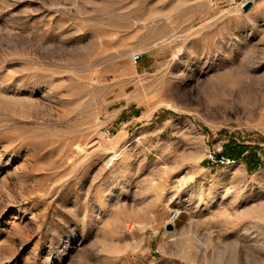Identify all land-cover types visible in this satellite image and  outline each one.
Here are the masks:
<instances>
[{
	"label": "rangeland",
	"instance_id": "rangeland-1",
	"mask_svg": "<svg viewBox=\"0 0 264 264\" xmlns=\"http://www.w3.org/2000/svg\"><path fill=\"white\" fill-rule=\"evenodd\" d=\"M248 2L0 0V264H264Z\"/></svg>",
	"mask_w": 264,
	"mask_h": 264
},
{
	"label": "built area",
	"instance_id": "built-area-1",
	"mask_svg": "<svg viewBox=\"0 0 264 264\" xmlns=\"http://www.w3.org/2000/svg\"><path fill=\"white\" fill-rule=\"evenodd\" d=\"M249 1L252 2L257 0ZM103 136L108 140L111 139L110 134L105 133ZM227 143L228 140L226 139H217L216 141L208 143L204 146V161L207 162L209 167H233L240 162V160L231 158L225 153V146Z\"/></svg>",
	"mask_w": 264,
	"mask_h": 264
},
{
	"label": "trees",
	"instance_id": "trees-1",
	"mask_svg": "<svg viewBox=\"0 0 264 264\" xmlns=\"http://www.w3.org/2000/svg\"><path fill=\"white\" fill-rule=\"evenodd\" d=\"M227 153H228V156L229 157L235 158V159H239L237 157H239L241 155V152L240 151L229 150V147L227 148Z\"/></svg>",
	"mask_w": 264,
	"mask_h": 264
},
{
	"label": "water",
	"instance_id": "water-1",
	"mask_svg": "<svg viewBox=\"0 0 264 264\" xmlns=\"http://www.w3.org/2000/svg\"><path fill=\"white\" fill-rule=\"evenodd\" d=\"M252 5H253L252 2H248V3L244 6V10H248ZM169 228L171 229L172 226H170Z\"/></svg>",
	"mask_w": 264,
	"mask_h": 264
},
{
	"label": "bare ground",
	"instance_id": "bare-ground-1",
	"mask_svg": "<svg viewBox=\"0 0 264 264\" xmlns=\"http://www.w3.org/2000/svg\"><path fill=\"white\" fill-rule=\"evenodd\" d=\"M80 152V151H79Z\"/></svg>",
	"mask_w": 264,
	"mask_h": 264
},
{
	"label": "crops",
	"instance_id": "crops-1",
	"mask_svg": "<svg viewBox=\"0 0 264 264\" xmlns=\"http://www.w3.org/2000/svg\"><path fill=\"white\" fill-rule=\"evenodd\" d=\"M215 168V167H214Z\"/></svg>",
	"mask_w": 264,
	"mask_h": 264
}]
</instances>
